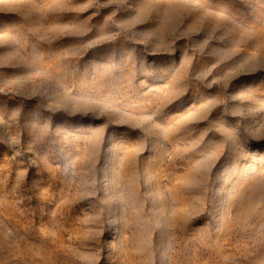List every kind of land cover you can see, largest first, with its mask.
Masks as SVG:
<instances>
[{
  "label": "rangeland",
  "instance_id": "374dc122",
  "mask_svg": "<svg viewBox=\"0 0 264 264\" xmlns=\"http://www.w3.org/2000/svg\"><path fill=\"white\" fill-rule=\"evenodd\" d=\"M0 264H264V0H0Z\"/></svg>",
  "mask_w": 264,
  "mask_h": 264
}]
</instances>
